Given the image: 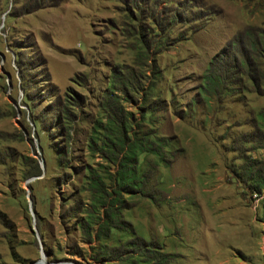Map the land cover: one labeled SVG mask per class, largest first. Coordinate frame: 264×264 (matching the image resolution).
<instances>
[{"label": "rangeland", "instance_id": "obj_1", "mask_svg": "<svg viewBox=\"0 0 264 264\" xmlns=\"http://www.w3.org/2000/svg\"><path fill=\"white\" fill-rule=\"evenodd\" d=\"M0 264H264V0H0Z\"/></svg>", "mask_w": 264, "mask_h": 264}, {"label": "trees", "instance_id": "obj_2", "mask_svg": "<svg viewBox=\"0 0 264 264\" xmlns=\"http://www.w3.org/2000/svg\"><path fill=\"white\" fill-rule=\"evenodd\" d=\"M136 241H138L139 242V244H140V246L142 247V246H146V245H143L144 243H147V241L146 240H144L141 236L139 237H137V240ZM134 244V243H133ZM128 245H130V244H128ZM134 245H137V244H134ZM132 246H126V249H128V250H130V249H133V248H131Z\"/></svg>", "mask_w": 264, "mask_h": 264}]
</instances>
